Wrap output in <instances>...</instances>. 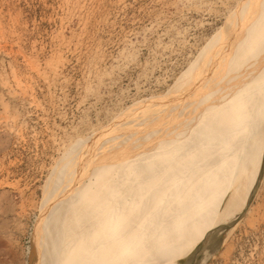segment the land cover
Returning a JSON list of instances; mask_svg holds the SVG:
<instances>
[{"label": "rangeland", "instance_id": "374dc122", "mask_svg": "<svg viewBox=\"0 0 264 264\" xmlns=\"http://www.w3.org/2000/svg\"><path fill=\"white\" fill-rule=\"evenodd\" d=\"M263 11L264 0H0V264L45 260L69 224L107 203L119 216L166 176L175 199L228 177L217 141L244 86L231 65ZM220 67L211 100L174 105ZM233 218L177 264H264V148Z\"/></svg>", "mask_w": 264, "mask_h": 264}, {"label": "bare ground", "instance_id": "6f19581e", "mask_svg": "<svg viewBox=\"0 0 264 264\" xmlns=\"http://www.w3.org/2000/svg\"><path fill=\"white\" fill-rule=\"evenodd\" d=\"M236 60L231 66L241 62L244 66L234 78L241 79L243 92L238 97L235 118L223 121L221 126L215 167L218 172L226 168L229 176L224 178L222 171L216 178L211 174L179 199H175V183L166 176L163 192L151 191L149 198L137 195L119 216L115 205L104 204L83 226L69 224L66 235L59 234L45 260L39 262L38 258L37 264H177L188 261L212 232L235 219L264 148V11ZM228 71L220 67L217 72L205 74V86L200 81L193 84L174 105L186 102L192 94L200 95L203 101L211 100V86H207L214 80L213 75ZM102 162L105 159L99 165ZM212 162L200 168L188 185L193 186ZM188 173L186 170L183 175ZM138 204L141 213L132 211Z\"/></svg>", "mask_w": 264, "mask_h": 264}, {"label": "water", "instance_id": "95a60500", "mask_svg": "<svg viewBox=\"0 0 264 264\" xmlns=\"http://www.w3.org/2000/svg\"><path fill=\"white\" fill-rule=\"evenodd\" d=\"M221 243V240L218 241L217 245L214 246V248L212 249L213 252H216L219 248V244Z\"/></svg>", "mask_w": 264, "mask_h": 264}]
</instances>
